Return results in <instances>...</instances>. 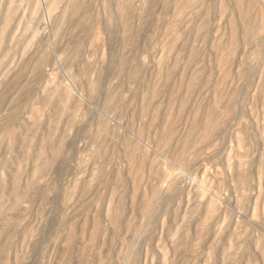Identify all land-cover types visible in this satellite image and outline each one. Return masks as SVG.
I'll use <instances>...</instances> for the list:
<instances>
[{
	"label": "rangeland",
	"instance_id": "obj_1",
	"mask_svg": "<svg viewBox=\"0 0 264 264\" xmlns=\"http://www.w3.org/2000/svg\"><path fill=\"white\" fill-rule=\"evenodd\" d=\"M0 264H264V0H0Z\"/></svg>",
	"mask_w": 264,
	"mask_h": 264
}]
</instances>
